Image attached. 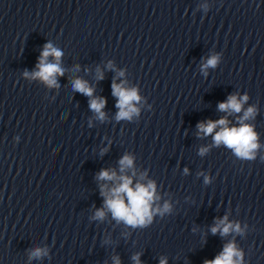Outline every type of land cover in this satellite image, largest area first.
Wrapping results in <instances>:
<instances>
[{"label": "clouds", "instance_id": "1", "mask_svg": "<svg viewBox=\"0 0 264 264\" xmlns=\"http://www.w3.org/2000/svg\"><path fill=\"white\" fill-rule=\"evenodd\" d=\"M62 52L53 47L51 43L44 46L41 52L39 63L37 64L38 71L33 73L25 72V77L38 78L45 82L49 87H56L57 76L64 74V69L60 67V59ZM52 57L54 62H48V58ZM219 57L212 56L202 65V71H205L209 67H215L218 63ZM120 75H123L121 72ZM99 79H103V75L100 74ZM72 89L74 92L82 94L85 97H90L89 108L96 113L97 118L103 120L105 113L103 111L107 101L103 97H94V89L90 87L87 81L79 78L72 82ZM112 95L117 98L116 107L119 109L116 119H131L133 114L138 113V109L133 102H139L140 97L137 94L136 89H128L123 83H112ZM248 100V96L238 98L237 95H230L225 102H221L218 105V109L222 112L240 113L244 103ZM255 108L249 107L244 110L242 117H238L239 126L229 127V121L227 118H221L219 120H208L197 125L199 131L205 136L213 135V141L216 146L221 144L225 145L229 149L234 151V154L245 160L255 159L256 150L260 147L257 142V134L255 133L253 126L244 123L251 118H254ZM219 128V131L214 133V130ZM207 151L206 148L200 150L201 155ZM121 175L113 170H101L98 179L105 181H113L114 187L108 188L107 185L101 186V195L105 197V208L112 213L114 219L118 222L122 221L129 226H145L152 221L153 213L170 211V205L165 203L163 208H153L152 205L156 200H159V196L155 194V184L149 181L147 184L137 182L133 185L131 176L124 175L123 173L133 167V158L129 155L123 156L120 161ZM135 175V173H133ZM127 201V203L125 202ZM105 211L103 209L97 210L95 218L103 219ZM239 223L228 222L227 216L219 220L215 226L211 228V232L215 235L219 232L222 236L228 235L231 232L241 233ZM46 254L43 249H35L31 257L40 258ZM115 264H120L119 258H114ZM136 264H140L139 254L133 257ZM160 264H166L164 259H161ZM204 264H243V253L239 250L234 242H229L224 246L223 251L215 257L213 260H206Z\"/></svg>", "mask_w": 264, "mask_h": 264}]
</instances>
